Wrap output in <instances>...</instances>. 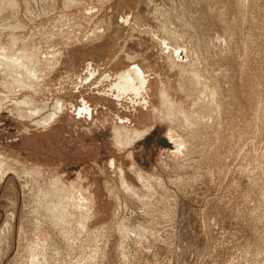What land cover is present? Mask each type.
<instances>
[{
	"label": "rangeland",
	"instance_id": "obj_1",
	"mask_svg": "<svg viewBox=\"0 0 264 264\" xmlns=\"http://www.w3.org/2000/svg\"><path fill=\"white\" fill-rule=\"evenodd\" d=\"M1 5L0 264H264V0Z\"/></svg>",
	"mask_w": 264,
	"mask_h": 264
},
{
	"label": "flooded vegetation",
	"instance_id": "obj_2",
	"mask_svg": "<svg viewBox=\"0 0 264 264\" xmlns=\"http://www.w3.org/2000/svg\"><path fill=\"white\" fill-rule=\"evenodd\" d=\"M119 79L120 80L114 85V87L120 93H128L132 91L136 95H140L145 91L147 86V80L144 73L138 66H134L130 70L121 73Z\"/></svg>",
	"mask_w": 264,
	"mask_h": 264
},
{
	"label": "bare ground",
	"instance_id": "obj_3",
	"mask_svg": "<svg viewBox=\"0 0 264 264\" xmlns=\"http://www.w3.org/2000/svg\"><path fill=\"white\" fill-rule=\"evenodd\" d=\"M4 6V5H3ZM1 10H2V5L0 6ZM4 10V9H3ZM16 42V40H15ZM179 52V51H177ZM20 60V59H19ZM24 61V60H23ZM33 62V61H32ZM39 62H35L34 64L36 65L35 67L33 66L32 70H28L26 68H22V67H19V66H16L15 64H8V63H5V67H6V70H7V74L8 76H10V79H11V83L13 81V85L16 87V88H19V89H22V88H33V82L34 80H36L37 76H38V65ZM51 63V62H50ZM57 64V63H56ZM3 68V67H2ZM1 68V69H2ZM5 70V68H4ZM30 72V73H29ZM9 78V77H8ZM13 87V86H12ZM10 88V87H9ZM59 195L61 194L58 193ZM59 197V196H58ZM60 199V198H58ZM62 199H65V198H62ZM60 201V200H59ZM59 203V202H58ZM59 206V205H58Z\"/></svg>",
	"mask_w": 264,
	"mask_h": 264
}]
</instances>
